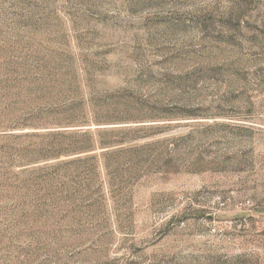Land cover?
I'll return each mask as SVG.
<instances>
[{"label":"rangeland","instance_id":"1","mask_svg":"<svg viewBox=\"0 0 264 264\" xmlns=\"http://www.w3.org/2000/svg\"><path fill=\"white\" fill-rule=\"evenodd\" d=\"M0 264H264V0H0Z\"/></svg>","mask_w":264,"mask_h":264}]
</instances>
